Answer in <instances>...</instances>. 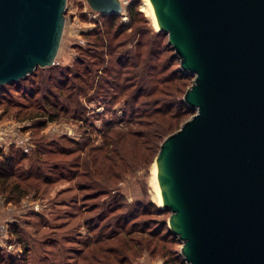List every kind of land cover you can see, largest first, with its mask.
Wrapping results in <instances>:
<instances>
[{
    "label": "water",
    "instance_id": "1",
    "mask_svg": "<svg viewBox=\"0 0 264 264\" xmlns=\"http://www.w3.org/2000/svg\"><path fill=\"white\" fill-rule=\"evenodd\" d=\"M121 15L120 0H87ZM68 0H0V85L55 65ZM195 77L196 111L157 156L162 209L186 264H264V0H151Z\"/></svg>",
    "mask_w": 264,
    "mask_h": 264
},
{
    "label": "trees",
    "instance_id": "2",
    "mask_svg": "<svg viewBox=\"0 0 264 264\" xmlns=\"http://www.w3.org/2000/svg\"><path fill=\"white\" fill-rule=\"evenodd\" d=\"M128 13L130 26L117 24L120 15L101 14L103 18L107 17L109 22L86 35L93 38L88 45L89 49L82 50L81 57L77 58L72 66L59 68L54 65L37 68L18 82L0 85V96L4 98L0 100V105L6 100L20 112L26 111L25 116L33 119L45 117L46 120L55 122L61 118H68L84 123L81 140L69 139L67 136L50 141L41 139L32 155L17 146H12L10 152L0 149V197L5 198L8 203H20L33 192H39L43 184L50 185L60 180H68L69 173L72 175L71 180L80 179L78 187L80 191L86 192L84 198L88 199L85 201L95 200L100 196L98 194L107 192L111 183L109 180L104 182L100 179L102 173L99 169H105L111 177H116L118 164L124 161L118 144L121 142L137 144L138 141H142L144 144H152L158 153L163 138L175 131L187 116L196 113L184 102L190 85L189 80L193 76L181 70L180 59L170 45L174 55H166L167 50L161 49L160 42L145 39L143 35L144 37L137 41L135 50L127 49L129 44L134 43L135 36L141 35L136 30L130 37L125 35L134 26L132 22L135 15L140 14L138 7L135 6H130ZM122 36L125 40L120 41ZM157 36L169 38L162 31H157ZM44 70L52 72L45 79L43 76L38 78L39 71ZM29 82L30 86L25 85ZM94 90L97 97L108 102L107 112L120 98L124 99L127 108L122 118H114L106 124L108 133L105 134L107 138L104 147L92 148L84 158L71 159L78 152L84 154L89 150L92 125L88 126V121L84 119L87 110L81 103V96ZM14 92L21 94L20 99L23 101L15 99ZM125 120H128L132 127L126 131L123 129L116 131L118 124ZM36 124H39L36 128L40 130L46 126L43 120ZM61 141L68 142L71 147L62 145ZM110 145L113 149L112 147L109 149ZM95 153L97 154L94 156ZM29 159L31 165L25 168L24 162ZM159 212L170 213L160 207ZM97 228L99 226L94 231H97ZM120 232V235L125 234L130 238L126 241L125 250L119 245L99 248L98 254H110L111 257L108 258L100 257L93 249L86 260L95 264H128L129 254L133 250L129 243L135 239L133 235L136 232L127 233L125 228ZM102 234L104 233H97L98 237L95 240L97 243L84 244L85 249L79 254H86L89 248H96L99 243H103L102 239L114 240V237L110 235L104 237ZM168 234V237H162L164 242L173 246L177 240L181 245L178 237L170 231V227ZM13 235L18 238L20 244L23 243L25 252L22 255H13L0 249V264H29L30 250L22 234L15 230ZM140 240L142 247L148 246L149 243L147 244L142 237ZM183 263L186 264L185 261ZM183 263L179 259L165 262Z\"/></svg>",
    "mask_w": 264,
    "mask_h": 264
},
{
    "label": "rangeland",
    "instance_id": "3",
    "mask_svg": "<svg viewBox=\"0 0 264 264\" xmlns=\"http://www.w3.org/2000/svg\"><path fill=\"white\" fill-rule=\"evenodd\" d=\"M120 1L124 10L117 21L119 26L121 24L131 25L128 13L130 6L138 7L140 12V14L135 15L132 22L134 26L125 35L130 37L135 33V30L141 35L137 34L134 43L129 44L127 49L135 50L137 41L145 35V39L150 38L160 42L161 49L167 50L166 55H174L168 44L169 38L157 36V30L152 19L143 10L144 0ZM66 17L64 36L55 63V66L59 68L72 66L75 60L81 57L82 50L89 49L88 45L93 38L86 35L109 22L107 17L103 18L101 13L93 11L87 0H68ZM121 40H125L124 36L120 38ZM51 72L50 70L39 71V76H36L45 79ZM189 81L190 85L187 91L193 86L195 77H191ZM30 84L29 82L25 85L30 86ZM95 94L96 90L81 96V103L87 110L84 119L88 121V126L91 127L92 125L89 150L85 151L84 154L78 152L71 159L75 157L84 158L92 148L104 147L107 138L105 134L108 133L106 124L114 118H122L121 116L127 108L124 99L120 98L107 112L109 110L108 102ZM13 97L23 101L20 99L21 94L14 92ZM1 99L4 98L0 96ZM25 113L26 111L20 112L18 108H14L13 104H8L6 100L3 105H0L1 120L24 125V131L32 133V150L27 154L32 155L37 150L41 139L50 141L63 137V135L51 136L46 134L51 123L66 122L74 128L79 137L74 140L83 138L84 129L82 126L84 123L82 121L61 118L51 122L45 117L30 118L25 116ZM191 117V115L187 116L175 131L163 138V142L167 137L180 130ZM41 120L46 122V126L42 130L36 128L39 125L36 123ZM118 125L116 131L119 129L126 131L132 127L128 120ZM61 144L71 147V144L66 141H61ZM118 147L124 161L119 162L116 177H111L105 169H99V172L102 173L100 179L104 182L109 180L111 183H109L110 187H108L107 192L98 194L101 197L99 196L95 200L85 201L88 199L84 198L86 192L80 191L78 187L80 179L71 180L72 175L70 173L68 180H60L50 185L43 184L39 192H33L20 203H8L5 198L0 197V249L13 255H22L25 252L23 243L20 244L18 238L13 235V232L18 230L30 250L29 264H95L86 260L87 255L93 249L96 250L97 254L100 253L98 252L99 248L117 245L122 246L125 250L126 241L130 239L125 234L120 235V231L125 228L127 233L136 232L133 235L135 239L129 243L133 250L129 254L128 264H165L166 261L173 262L174 259H179L183 263L182 243L179 245L175 240V244L172 246L162 240V237L169 236L171 213H160L157 204L154 165L160 150L157 153V149L152 144H144L142 141H138L137 144L121 142ZM110 148L113 149V146L110 145ZM11 150L9 149L8 152ZM30 165V159L24 162L25 168ZM97 226H99L98 230L94 231ZM102 232L104 237L110 235L114 237V240L102 239L103 243H99L96 248L86 249L88 253L79 254L85 249L84 244L87 242H89L88 245L97 243L98 241H95L98 237L97 233ZM141 237L147 244L149 243L148 246L142 247ZM98 255L111 257L110 254ZM108 258L104 259L107 260ZM73 259L76 261L74 262Z\"/></svg>",
    "mask_w": 264,
    "mask_h": 264
},
{
    "label": "built area",
    "instance_id": "4",
    "mask_svg": "<svg viewBox=\"0 0 264 264\" xmlns=\"http://www.w3.org/2000/svg\"><path fill=\"white\" fill-rule=\"evenodd\" d=\"M50 125L46 130V134L48 135H63L70 139L79 138L74 128L66 124V122L51 123ZM31 142L32 133L30 131H24V125L8 123L0 119V149L8 151L12 146H17L28 153L32 150Z\"/></svg>",
    "mask_w": 264,
    "mask_h": 264
},
{
    "label": "bare ground",
    "instance_id": "5",
    "mask_svg": "<svg viewBox=\"0 0 264 264\" xmlns=\"http://www.w3.org/2000/svg\"><path fill=\"white\" fill-rule=\"evenodd\" d=\"M143 10H145L147 13L146 15L152 19L153 25L155 29L158 31L160 29V26H158L157 24L156 15L151 0H144ZM154 179H155V187H156L157 204L160 208H163L164 205H163L162 193H161L160 182L158 177L157 161L156 164L154 165Z\"/></svg>",
    "mask_w": 264,
    "mask_h": 264
}]
</instances>
